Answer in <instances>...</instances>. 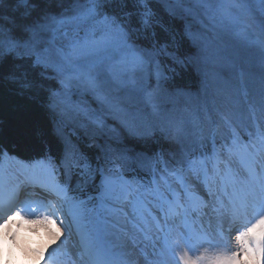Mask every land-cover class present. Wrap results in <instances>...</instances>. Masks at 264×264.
I'll return each mask as SVG.
<instances>
[{"label": "snow or ice", "instance_id": "6c2138e0", "mask_svg": "<svg viewBox=\"0 0 264 264\" xmlns=\"http://www.w3.org/2000/svg\"><path fill=\"white\" fill-rule=\"evenodd\" d=\"M74 2L76 6L72 15L46 14L25 28L26 36H14L0 27V86L5 82L15 85L18 95L38 100L51 113L53 131L63 143L59 167L70 172L82 166L93 181L98 176V192L89 194L86 199L70 194L66 185L55 180L58 165L47 154L38 160L52 176L51 188L61 197L60 207L45 203L33 206L26 200L20 201V187L14 193L16 202L11 203L12 197L0 181V264H12L14 250L18 252L20 249H23L25 256L34 257L33 264H41L45 261L46 252L51 257L49 249L55 251L56 247L66 246L69 242L78 245L81 258L94 256L101 220L96 209L89 207L93 200L99 201L98 207L102 210L109 200L126 198L132 191L138 197L143 196L147 191L145 184L152 186L151 195L160 198L163 196L160 190L163 184L178 201L179 193L172 188L175 181L185 195L194 194L203 202V197L192 184L193 179L203 185L207 196L219 199L223 195L228 198V207L224 206L222 200L219 201L224 215H235L254 207L255 216L242 230H235L234 251L229 249L225 253L200 255L195 259L185 253L178 257V264H264V131L248 133L247 142L239 134L233 133L231 138L223 139L219 146L216 137L210 134L208 150L190 147L167 159L162 152L152 156L137 154L138 162L150 174L148 181H140L135 178L129 180L123 174V167L128 161L127 150L108 146L103 150V163L93 166L89 158L77 154L76 146L62 127L64 116L72 109L68 103L71 90L83 85L99 95L105 73L116 87L144 92V100L151 105L152 115L161 116L158 105L153 101L163 92L164 84L172 78L171 74L177 72V68L187 69L191 65L207 75L206 70L217 55L209 37L201 32H193L190 25L186 26L183 35L198 47V51L194 55H182L181 38L162 16L148 7L150 0H132L134 5L141 6L136 10L138 18L135 24L130 20L132 13H121L106 7H126L128 0ZM155 2L163 4L171 17L177 16L178 12L193 17L202 13L214 28L217 23L223 24L226 20L232 22L235 19L233 12L242 0ZM186 2L199 5V10L172 6ZM23 3L27 4L28 0H23ZM260 3L264 4V0H260ZM227 4L234 7H223ZM158 29L164 34L162 41L156 39ZM148 75L154 76L156 81L153 93L146 92L138 84V80L142 81ZM51 80H56V89L46 86L45 81ZM42 92L46 93L44 100L40 99ZM57 116L61 119L57 120ZM96 123L103 130V120L97 118ZM155 127L145 118L144 135H151ZM129 130L134 131L132 128ZM160 130L170 134L171 126ZM7 156L5 145L0 143V158ZM44 160L48 161L46 165L43 164ZM228 185H231L233 192L243 190L244 195H230ZM39 186L45 185L42 183ZM22 222H27L33 228L32 232L24 233V239H21ZM37 233L46 234L47 244L34 248L31 241ZM231 239L229 235V241ZM165 246H169L167 237ZM216 246L213 243V247ZM189 247L195 251L190 243Z\"/></svg>", "mask_w": 264, "mask_h": 264}, {"label": "trees", "instance_id": "16d2710c", "mask_svg": "<svg viewBox=\"0 0 264 264\" xmlns=\"http://www.w3.org/2000/svg\"><path fill=\"white\" fill-rule=\"evenodd\" d=\"M75 6L74 0H28L27 4L23 0H3L0 27L14 36H26L25 28L44 15L64 13L70 16ZM172 6L200 8L192 2ZM106 7L132 13L130 20L135 24L136 10L141 6L128 0L126 7ZM148 7L162 16L181 38L182 55H194L198 51V47L183 35L186 26L209 37L217 55L208 66L207 75L191 65L187 69L177 68L164 84L163 92L153 101L161 113L156 117L152 115L151 105L144 100V92L116 87L105 73L99 95L83 85L71 90L68 103L72 109L62 121L63 131L76 146L78 155L89 158L95 166L103 163L106 147L127 150L128 161L123 174L130 180L140 181H148L150 174L138 162L137 154L152 156L162 152L167 159L190 147L208 150L210 134L216 137L219 146L233 133L247 138L248 133H255L259 128L264 131V4L260 0H242L233 12L235 19L217 23L214 28L202 13L193 17L178 12L171 17L164 10L165 6L155 0H150ZM223 7L232 9L234 6ZM156 39H164L159 29ZM45 84L57 88L56 80L45 81ZM138 84L148 93L156 89L155 78L151 75L138 80ZM45 98L46 93H40V99ZM97 118L103 120V130L96 123ZM145 118L156 125L151 135H144ZM56 119L61 118L57 116ZM168 125L171 126L170 134L160 130ZM0 143L5 145L11 158L28 164L39 162L38 158L45 154L50 155L58 165L55 177L70 189V194L86 199L89 194L98 192V176L93 181L82 166L70 172L59 167L63 143L53 131L51 113L38 100L18 95L15 85L7 82L0 86ZM5 158H0V165ZM145 189H152V186L145 184ZM96 203L93 200L89 207L94 208Z\"/></svg>", "mask_w": 264, "mask_h": 264}, {"label": "rangeland", "instance_id": "374dc122", "mask_svg": "<svg viewBox=\"0 0 264 264\" xmlns=\"http://www.w3.org/2000/svg\"><path fill=\"white\" fill-rule=\"evenodd\" d=\"M247 140L248 139L244 141L247 142ZM7 158L8 156L5 159V165L2 167L5 171L8 164L12 167L10 170L15 167H20L23 170L26 169V172L34 170H38L39 172L42 171L43 166L39 163L36 164V168H32L31 170L28 166L23 164L24 162H14L7 160ZM1 169L0 174L4 171V169L2 171ZM12 172L16 173L14 170L9 173L7 171L8 174L3 172L1 174L3 178L0 177V179L7 180V178H11L13 175ZM192 184L200 196H207L205 195L203 185L199 184L194 179ZM172 188L175 192L179 193L178 201L173 196L172 192L168 190V187L162 184L160 190L163 196L160 198L151 195L150 192H147L148 190L145 191L143 196L139 197L135 191H132L126 198L122 197L119 200H109L107 202V207L102 210L99 209L98 203L96 211L99 213L101 222L98 225V238H100V243L98 242L97 246L99 247H97L96 255L91 257L85 256L84 261L86 262L78 263V256H74V252L78 250L77 248L72 249L69 246L56 247L55 251L64 250L63 255H66L67 258L53 262L48 258L49 253L46 252L45 261H42L41 264H94L96 260L101 264H115L111 256L120 260L116 264H178V257L185 253H188L193 259L200 255L211 256L225 253L223 248L225 234L223 230L220 232L224 227L219 228V220L224 216L222 215L224 209L221 208L218 202L219 199L216 197H206V199L209 200L207 207L211 208V213L209 212L207 213L208 215H206L207 226L212 229V232L203 233V227L206 223L201 222V232L195 231L196 229L193 227H196V224L192 223L190 218V214L193 213L191 212L193 202L197 200L199 204L201 200L194 194L185 195L183 189L175 181L172 182ZM221 189H223V186ZM140 191H144V189H140ZM229 191H233L232 187H228V192ZM237 193L236 190L235 194L231 195L236 196ZM239 193L240 195L242 194V196L244 195L243 190ZM222 197L224 199L223 195ZM237 197H239V195H237ZM226 202L228 205V199H226ZM180 205H183V207H180ZM242 211L243 214L233 215L235 218L231 220V223L228 225V230L230 231L229 235H231L232 239L229 241V238H227L225 242L228 243L229 249L232 251H234L236 247L234 241L236 232L234 227L235 224L237 225L239 222L241 223V221H244L240 227L242 228L248 225L249 222L244 218L245 213L252 216L249 221L255 216L254 207H248V209ZM251 211L253 212L251 213ZM159 218H161L160 225L158 223ZM170 219H172V221L174 220L172 225L169 223ZM165 237L169 240V246L167 247L165 246ZM189 243L195 248V251L189 247ZM213 243L217 244V246L213 247ZM49 252L51 253L52 250L49 249ZM30 256L31 255H29V257ZM33 259L25 256L23 254V249H20L18 252L14 250L13 264H21L23 261Z\"/></svg>", "mask_w": 264, "mask_h": 264}, {"label": "bare ground", "instance_id": "6f19581e", "mask_svg": "<svg viewBox=\"0 0 264 264\" xmlns=\"http://www.w3.org/2000/svg\"><path fill=\"white\" fill-rule=\"evenodd\" d=\"M7 160H11V161H14V162H20V163H23V162H21V161H17V160H15V159H13V158H11L10 156H8V158H7ZM23 164H25L26 166H28L26 163H23ZM10 164H8L7 166H6V171H5V169H4V171L3 172H6L7 173V171H8V173L10 172V171H16V175H20V174H22L23 175V173L25 174L26 173V176L27 177H29L27 174H30L29 172H26L27 170L26 169H22V168H20V167H15V168H13V169H11L10 170V168H12L11 166H9ZM44 168V167H43ZM38 171V170H37ZM2 172V173H3ZM1 173V174H2ZM7 173V174H8ZM40 173V172H39ZM0 174V177L1 178H3V176ZM22 175H20L19 177H18V179H14V181H13V183L10 185V186H7L8 185V183H9V180H10V178H7V180L5 179V180H1L3 183H5V181H6V183H5V186H6V188H7V190H8V193H9V195L12 197V199H14L13 197H15L14 196V193H15V191H16V189H17V187H20V189L21 188H25V187H28V186H31V185H33L32 183H33V181L32 180H30L29 178H22ZM37 179V178H36ZM34 180V179H33ZM35 181V180H34ZM39 181L40 182H44V180L42 179V178H39ZM228 187L229 188H231V185H228ZM14 188V189H13ZM43 188V187H42ZM221 190H223V189H221ZM44 191V190H43ZM242 190H240V189H237V195H239V197H241L242 196V194L240 195V193L239 192H241ZM230 192V191H229ZM231 194H235V192H233V191H231L230 192V195ZM206 195V194H205ZM237 195H236V197H237ZM206 197H208V196H206ZM206 197L203 195V203L202 202H200L199 204L198 203H196V206H194V204H193V206L191 207L192 208V210H191V212H193V213H191L190 214V218H191V220H192V223H195L196 224V227H193L194 229H196L195 231H200L201 232V230H200V225H201V222H204V223H206V225L203 227L204 228V232L203 233H209V231H211L212 232V229L210 228V227H208L207 226V219H206V215H208L207 213H211V208H209V207H207V203H208V199H206ZM58 199V201H57V203H56V201H54L52 198H50V197H40V200H36V199H34L35 200V202L34 203H32L33 204V206H38L39 204H41V203H45V204H48L49 206H51V205H55L56 207H60V204H61V198L59 197V198H57ZM226 199H228V198H225V196H224V199H223V197H222V195L219 197V201L220 200H222L223 201V203H224V205H226L227 207H228V205H227V202H226ZM218 201V202H219ZM11 202V201H10ZM29 202V201H28ZM203 204H205V205H203ZM219 204H220V202H219ZM218 206V205H217ZM225 206V207H226ZM248 209V208H247ZM195 211V212H194ZM151 212H153V211H151ZM241 212V213H240ZM239 213H237V214H243L242 212L243 211H240ZM253 211H251V213H252ZM163 213V212H162ZM157 214V213H156ZM236 214V215H237ZM222 215H224V214H222ZM221 215V216H222ZM245 216H244V218L249 222V220L252 218V216L251 215H249L248 213H245L244 214ZM157 217H158V215H157ZM235 218V216H233L232 214H229V215H224L223 216V218L222 219H220L219 220V222H220V226H219V228H223L224 227V229H221V231L220 232H222V230L224 231V234H225V241H227V238H229V230H228V225L231 223V220H233ZM160 219L161 218H159L158 219V223H159V225L161 224V222H160ZM163 220V219H162ZM174 221V220H173ZM173 221H172V219H170L169 220V223H170V225H172V223H173ZM247 222V223H248ZM246 223V224H247ZM23 228L21 229V239H24L25 238V236H24V233H27V232H32L33 231V228H32V226H30L29 224H27V223H23ZM61 227H63L62 225H61ZM243 228V227H242ZM242 228L240 227V228H238V229H241L242 230ZM236 233V232H235ZM220 234V233H219ZM43 237L42 239L40 238V237ZM220 236V235H219ZM222 236V235H221ZM75 239H77L78 240V237H75ZM181 240V239H180ZM225 241H223V243H224V252H228L229 251V245H228V243H226ZM44 244H47V236H46V234H43V233H37L36 234V236H34V238H33V240L31 241V246L32 247H34V248H39V247H42ZM65 245H61L60 247H64ZM66 246H69L70 248H72V249H74V248H77L78 250H76V252H74V256L75 257H77V260H78V263H85L86 261H84L85 260V257H83V258H81V256H80V249H79V247H78V245L77 244H74L73 242H69ZM54 247V246H53ZM59 248V247H58ZM64 251V250H63ZM66 256V255H65ZM28 258H30V259H33V257L32 256H28ZM49 258V257H48ZM67 258V257H66ZM95 259V258H94ZM95 261V260H94ZM94 264H101V263H99L97 260L95 261V263Z\"/></svg>", "mask_w": 264, "mask_h": 264}, {"label": "clouds", "instance_id": "9594fccd", "mask_svg": "<svg viewBox=\"0 0 264 264\" xmlns=\"http://www.w3.org/2000/svg\"><path fill=\"white\" fill-rule=\"evenodd\" d=\"M12 264H13V262H12ZM21 264H33V261L32 260L23 261V262H21Z\"/></svg>", "mask_w": 264, "mask_h": 264}]
</instances>
